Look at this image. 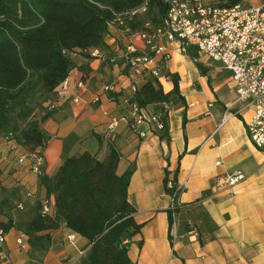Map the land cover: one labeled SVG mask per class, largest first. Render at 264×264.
<instances>
[{
  "label": "crops",
  "instance_id": "crops-1",
  "mask_svg": "<svg viewBox=\"0 0 264 264\" xmlns=\"http://www.w3.org/2000/svg\"><path fill=\"white\" fill-rule=\"evenodd\" d=\"M162 42L171 58L160 82L168 93L173 83L165 74L178 75L187 104L171 109L167 135L161 137L158 124L150 121L159 117L158 106L141 109L145 121L138 133L130 130L131 102L151 78L158 57L145 69L131 68L125 57L128 48L146 54L150 49L138 33L113 23L106 48L69 54L73 69L56 90L55 113L42 124L49 137L46 148L36 151L43 156L42 172L54 178L71 157L87 153L104 161L111 150L119 155L118 176L134 166L128 201L136 210L135 221L142 225L130 242L134 264H264V153L253 145L246 129L253 108L236 101L235 82L220 64L195 48L190 55L183 54L179 44ZM36 156L0 135V183L7 200L0 223L14 224L0 241V264H83L91 244L64 224L40 234L50 237L41 250L33 249L17 227L29 222L46 200L50 214L56 215L55 197L48 196L33 170ZM167 171L177 173L185 188L177 200L182 208L171 233V199L164 189ZM234 171L245 178L233 187L217 185L219 178Z\"/></svg>",
  "mask_w": 264,
  "mask_h": 264
},
{
  "label": "trees",
  "instance_id": "trees-1",
  "mask_svg": "<svg viewBox=\"0 0 264 264\" xmlns=\"http://www.w3.org/2000/svg\"><path fill=\"white\" fill-rule=\"evenodd\" d=\"M215 1L220 7L232 8L242 0ZM142 8L143 13H134ZM168 11L166 0H0V135L43 158L36 152L44 150L49 141L42 124L55 113V108L45 105L58 99L56 90L73 69L69 54L106 48L105 37L113 23H122L131 33L153 35L163 26ZM146 55L151 54L135 50L127 63L131 67L132 59ZM165 77L173 83L170 92L165 93L159 78L151 76L131 102L139 110L158 106L161 137L169 131L171 109L187 106L179 76L166 73ZM182 114L185 125L186 114ZM118 162L115 150L104 161L86 153L67 159L54 178L42 172L41 184L48 196L55 197L56 215L45 212L46 200L29 222L17 224L33 249H45L50 237L40 234L64 224L91 244L83 264H134L130 242L142 229L128 201L135 167L118 176ZM164 189L177 203L185 188L179 189L177 173L167 171ZM6 203L0 183V213ZM181 208H168L170 233ZM13 226L12 222L0 223V232Z\"/></svg>",
  "mask_w": 264,
  "mask_h": 264
},
{
  "label": "built area",
  "instance_id": "built-area-1",
  "mask_svg": "<svg viewBox=\"0 0 264 264\" xmlns=\"http://www.w3.org/2000/svg\"><path fill=\"white\" fill-rule=\"evenodd\" d=\"M169 4L167 18L161 28L153 35L138 33L148 45L151 55L140 56L131 60V68L145 69L158 57L157 67L152 70V76H163V66L171 58L163 40L179 44L180 51L185 54L187 49L195 48L208 57L210 62L218 63L231 76L236 85V101L253 108V114L246 125L247 133L253 145L264 153V2L251 5L250 0H242L232 8L220 7L216 2L206 3L204 0H166ZM142 8L134 13H143ZM122 24V23H121ZM135 52L129 47L128 55ZM82 87V84H79ZM59 96V93H58ZM54 108V105H51ZM130 130L138 133L139 126L145 121L140 110L133 105ZM130 121V120H128ZM162 126L157 116L150 119ZM114 122L113 125H115ZM130 124V123H129ZM143 136V134L139 133ZM43 158L36 156L33 170L42 174ZM218 162L217 165H220ZM245 178L241 171L219 178L217 185L233 187ZM183 188L179 184V189ZM177 203L171 198L169 208ZM49 203L45 204V212L50 213ZM74 236L71 237V240ZM5 236L0 232V241ZM71 264V263H69Z\"/></svg>",
  "mask_w": 264,
  "mask_h": 264
},
{
  "label": "rangeland",
  "instance_id": "rangeland-1",
  "mask_svg": "<svg viewBox=\"0 0 264 264\" xmlns=\"http://www.w3.org/2000/svg\"><path fill=\"white\" fill-rule=\"evenodd\" d=\"M204 1H206V3H208V4L216 2L215 0H204ZM252 1L254 3H257L258 4L261 0H252ZM262 2H264V0Z\"/></svg>",
  "mask_w": 264,
  "mask_h": 264
}]
</instances>
